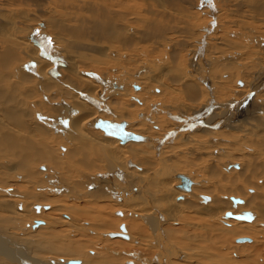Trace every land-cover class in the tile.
<instances>
[{"label":"bare ground","instance_id":"bare-ground-1","mask_svg":"<svg viewBox=\"0 0 264 264\" xmlns=\"http://www.w3.org/2000/svg\"><path fill=\"white\" fill-rule=\"evenodd\" d=\"M262 249L264 0H0V264Z\"/></svg>","mask_w":264,"mask_h":264},{"label":"rangeland","instance_id":"rangeland-1","mask_svg":"<svg viewBox=\"0 0 264 264\" xmlns=\"http://www.w3.org/2000/svg\"><path fill=\"white\" fill-rule=\"evenodd\" d=\"M100 131V130H99ZM107 138V137H106ZM109 138V137H108ZM130 143H137V142H130ZM139 144H143V142H138ZM175 146H178V145H175ZM116 217H120L121 218V216L120 215H117L116 214ZM176 226H177V224H176ZM226 226V225H225ZM117 241L118 242H128V241H126V240H124V239H122V238H119V239H117ZM234 243V244H233ZM232 244L233 245H235V244H237V243H235V241L233 242ZM204 245V244H203ZM202 245V246H203ZM238 245V244H237ZM114 250L111 252V253H109L111 256H113L114 258H116L115 260H117V259H119V258H127V259H133L134 257H131V256H134V253L133 254H130V253H125V251L127 252V251H129L128 249L130 248L129 246H126V248H119V247H112ZM123 249V250H122ZM91 251L93 250L92 248L90 249ZM120 251H122V252H120ZM131 251H133V250H131ZM263 253H264V249H262L261 250ZM114 252H116V253H114ZM126 254H124V253ZM122 253V254H121ZM119 255H122L121 257H118ZM131 258H130V257ZM134 259H136V258H134ZM237 259H239V258H237ZM137 260V259H136ZM126 264V262L124 261L123 262V260H120V261H118V263L117 264ZM141 264V263H140Z\"/></svg>","mask_w":264,"mask_h":264},{"label":"water","instance_id":"water-1","mask_svg":"<svg viewBox=\"0 0 264 264\" xmlns=\"http://www.w3.org/2000/svg\"><path fill=\"white\" fill-rule=\"evenodd\" d=\"M101 125H102V127H103V126H107V125H110L111 127H114L115 124H109V122H102ZM116 126H118V125H116ZM111 129H112V128H111ZM234 201H235V203H238V202H240L241 200L238 199V198H235ZM229 216H233V214L231 213V215H229ZM233 217H234V218H238V217H239V219H246V218H250L251 215L248 214L247 212H245V213H243V214L234 215ZM73 264H79V263H73Z\"/></svg>","mask_w":264,"mask_h":264},{"label":"snow or ice","instance_id":"snow-or-ice-1","mask_svg":"<svg viewBox=\"0 0 264 264\" xmlns=\"http://www.w3.org/2000/svg\"><path fill=\"white\" fill-rule=\"evenodd\" d=\"M228 215H231V213H228ZM238 219H239V217H238Z\"/></svg>","mask_w":264,"mask_h":264}]
</instances>
